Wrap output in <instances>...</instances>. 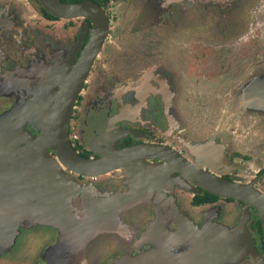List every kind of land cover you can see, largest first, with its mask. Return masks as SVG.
I'll list each match as a JSON object with an SVG mask.
<instances>
[{
    "label": "flooded vegetation",
    "instance_id": "1",
    "mask_svg": "<svg viewBox=\"0 0 264 264\" xmlns=\"http://www.w3.org/2000/svg\"><path fill=\"white\" fill-rule=\"evenodd\" d=\"M58 1L81 9L64 17L47 0H0V174L25 146L13 148L14 138L39 134L28 120L36 107H48L43 96L50 87L41 128L48 134L86 59L65 122L72 150L95 161L157 147L183 166L137 159L79 174L48 147L55 160L36 172L40 201L24 189L0 207V264H264L254 206L193 182L206 173L264 198V0ZM27 9L37 10L43 25L72 26L66 71L56 61L68 40L29 33ZM76 22L86 27L80 35ZM214 52L217 65L185 71L186 56L203 63ZM234 53L244 59L227 82L219 66ZM54 67L45 89L33 75ZM115 87V100L107 102L102 91ZM55 166L72 176L58 197L43 180Z\"/></svg>",
    "mask_w": 264,
    "mask_h": 264
},
{
    "label": "water",
    "instance_id": "2",
    "mask_svg": "<svg viewBox=\"0 0 264 264\" xmlns=\"http://www.w3.org/2000/svg\"><path fill=\"white\" fill-rule=\"evenodd\" d=\"M170 1V0H168ZM48 9L57 15L68 17L72 13L78 12L80 7L67 6L60 3L58 0H47ZM89 60V58H88ZM84 61H87L84 60ZM80 61L78 67L77 81L75 80L72 84V89L66 94H62L54 112V121L50 128H48V134H43L44 136H39L34 139L30 145H26V149L37 150L44 152L43 142L49 140L52 144V148L55 152V157L58 161L65 163L66 167L79 174H98L103 173L111 168L116 167L119 162L134 161L137 159H159L161 161H171L177 160V156L174 154L173 158H170L169 152L164 149L157 147H146L142 146L141 148L134 149L128 148V150L122 152H116L111 155L103 156L98 158L95 161H91L85 158L78 156L70 147L67 136L65 133V122L67 120V115L69 108L73 99V91L76 85H78V80L81 76L80 65L84 62ZM23 147V148H24ZM21 148V149H23ZM21 149L14 150L12 157L15 155L17 159L21 161L17 165V162L12 160L11 166H6V169L0 174V207L7 206L9 201L8 197L11 194L21 193L24 189L28 191L29 196L40 201V189L35 178L38 177L37 173L35 174V165L34 162L39 159L38 154H35V157L30 158L25 154V149L20 152ZM5 153V152H4ZM23 155V156H22ZM37 155V156H36ZM179 165L183 166V161L180 159L177 162ZM37 168V166H36ZM31 177L34 179H31ZM193 182L198 184L200 187L206 189L207 191L226 197L237 198L243 201L248 202L257 210L258 216L261 220L263 235H264V198L259 195L256 191H251L242 187L236 183L225 181L215 176L204 173L202 176H193ZM40 185V184H39ZM33 189L36 191L34 193ZM15 209V208H14ZM208 246V245H207ZM209 248L214 249L216 245H209ZM205 249V248H204Z\"/></svg>",
    "mask_w": 264,
    "mask_h": 264
},
{
    "label": "rangeland",
    "instance_id": "3",
    "mask_svg": "<svg viewBox=\"0 0 264 264\" xmlns=\"http://www.w3.org/2000/svg\"><path fill=\"white\" fill-rule=\"evenodd\" d=\"M25 1V0H24ZM30 1V0H28ZM179 1H189V2H195V1H203V0H179ZM213 2H224V1H228V0H211ZM167 2H169L168 0H162V3L166 4ZM162 4V5H163ZM147 11V10H145ZM27 13L29 15V18L27 19V25H28V32L29 33H41L42 36L46 37V38H50V39H53L55 40L56 42H60V41H63V40H68V45L66 47L65 50H63L60 55H59V59L56 61V67L60 68L63 66V64L66 65V68H64V71L67 70V67L69 65V62L72 56V26L70 28H67L66 26H62L60 22H54L52 24V26H46V25H43V21L41 19H39L38 17V14H37V10L35 9H27ZM42 22V23H37L39 22V20ZM38 20V21H37ZM34 22V23H33ZM86 27H85V24L82 23V22H76L75 25H74V30L73 32L74 33H77V34H82L84 31H85ZM36 30H39L38 32ZM78 36V35H77ZM74 37V36H73ZM223 55L221 54V57ZM217 54L214 52V54H210L208 55L207 59L202 63L200 59H197V58H191V56H186L184 59L186 60L185 61V71L188 72V73H199L200 71L202 72L203 71V68H205V65L208 66H215L217 65V60L215 58H217ZM243 56L239 53H234V54H229V55H226L224 57V62H220V66L222 69H225L223 71H220L222 73V77L223 76H226L227 78V82H231L233 81L234 79V76L238 75L239 72H240V67H241V64H242V60H243ZM242 61V62H241ZM54 67L53 69L51 68H48V69H41L40 71H37L35 73V75H33L34 78H38L39 80H42L44 81L42 86L45 87V89H47V83H46V79L48 78V76L54 74L57 70V68ZM224 72L228 73V74H225ZM117 87H115L113 90L112 88L111 89H108V93L106 91H102V92H105V98L107 100V102H109L111 99L112 100H115L116 97H114L112 95V92H116L117 91ZM259 90H261V88H259ZM49 92H50V87L49 89L45 92V95L43 96L45 99L48 100V107H44V106H39V107H36L34 109L35 112H32L30 114V116H32L29 120H28V124L30 126L31 129L33 130H36L37 132H39V134L37 136H31V135H25V134H22L20 137H15L14 138V142H13V148L16 147L18 148V146H22V144H25L26 145H30L31 142L34 141L35 138L39 137V136H44L41 132V128L42 126L45 124V122L47 121V115H48V108L51 106V103H50V97H49ZM100 95H104V94H100ZM99 95V96H100ZM111 96V97H108V96ZM49 97V98H48ZM95 97L97 98L98 102L101 101V99L98 98V94H95ZM106 107L108 109L106 110H110V105L106 103ZM116 108V104H114V107H112V109ZM114 129V128H113ZM113 131V130H111ZM72 136V133L70 134ZM17 138V139H16ZM26 148V147H24ZM43 149L44 152H40V151H37V150H29V149H25V154L27 156H29L30 158H33L32 156L35 157V154L36 153H39L37 157H39L38 160H36L34 162V165H35V174L37 172L38 169H41L42 167H44V165L48 164L47 162H51L53 163V160H55L50 154H49V150H48V147H44ZM101 152V150H100ZM190 152V151H189ZM191 155V154H190ZM188 154V156H190ZM194 155V158H196L195 155H198V154H193ZM193 158V157H191ZM14 160L15 161H19L16 156L14 155ZM37 166V168H36ZM1 169V168H0ZM53 169V170H52ZM51 169V172H50V176H48V178H43L44 181H48L51 182L53 185H54V190H52V193H55V197H58V193L59 191H57V188H64V187H71L72 186V176H70L69 174H65L63 168H60V167H57L55 166L54 168ZM60 174V175H58ZM62 174V175H61ZM59 177V180L58 182H55L54 183V178L53 177ZM41 181V180H40ZM52 187V186H51ZM34 193H36V191L33 189ZM64 191H67V190H63V191H60L61 193H63ZM37 199L35 198V201ZM12 223L17 219L16 217H13L12 218ZM3 219L1 218V215H0V222L2 221ZM9 221V220H7ZM2 232V231H1Z\"/></svg>",
    "mask_w": 264,
    "mask_h": 264
},
{
    "label": "bare ground",
    "instance_id": "4",
    "mask_svg": "<svg viewBox=\"0 0 264 264\" xmlns=\"http://www.w3.org/2000/svg\"><path fill=\"white\" fill-rule=\"evenodd\" d=\"M43 146L45 145V146H48V147H51L52 146V144L49 142V140H45L44 142H43V144H42ZM108 152H109V150H106V153L108 154ZM62 162V161H61ZM62 163H64V162H62Z\"/></svg>",
    "mask_w": 264,
    "mask_h": 264
}]
</instances>
